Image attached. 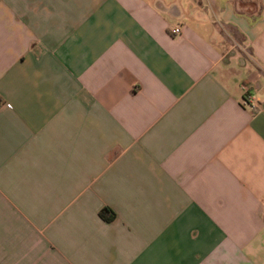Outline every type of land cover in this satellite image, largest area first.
Listing matches in <instances>:
<instances>
[{
    "label": "crops",
    "instance_id": "1",
    "mask_svg": "<svg viewBox=\"0 0 264 264\" xmlns=\"http://www.w3.org/2000/svg\"><path fill=\"white\" fill-rule=\"evenodd\" d=\"M0 264H264V0H0Z\"/></svg>",
    "mask_w": 264,
    "mask_h": 264
},
{
    "label": "built area",
    "instance_id": "2",
    "mask_svg": "<svg viewBox=\"0 0 264 264\" xmlns=\"http://www.w3.org/2000/svg\"><path fill=\"white\" fill-rule=\"evenodd\" d=\"M173 35H180L181 29L176 28L172 31ZM244 91V98H243V104L253 110H256L258 108V104L256 102L255 95L251 92V88L248 85L243 86Z\"/></svg>",
    "mask_w": 264,
    "mask_h": 264
},
{
    "label": "trees",
    "instance_id": "3",
    "mask_svg": "<svg viewBox=\"0 0 264 264\" xmlns=\"http://www.w3.org/2000/svg\"><path fill=\"white\" fill-rule=\"evenodd\" d=\"M106 212H108V210L107 209H104L103 211H101V213H100V216L102 217V218H104V219H106V216H105V213Z\"/></svg>",
    "mask_w": 264,
    "mask_h": 264
}]
</instances>
